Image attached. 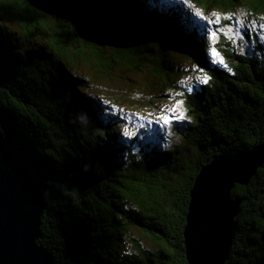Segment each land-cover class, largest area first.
Segmentation results:
<instances>
[{"label":"trees","instance_id":"obj_1","mask_svg":"<svg viewBox=\"0 0 264 264\" xmlns=\"http://www.w3.org/2000/svg\"><path fill=\"white\" fill-rule=\"evenodd\" d=\"M78 1L74 22L44 1L0 0V140L46 198L39 244L55 264H189L184 231L202 167L264 143V0H189L206 20L167 0ZM238 8L251 51L225 29ZM174 54L199 73L190 86ZM122 69L179 88L180 145L133 151L93 91ZM104 96L127 97L109 87ZM232 194L242 203L225 264H264V166Z\"/></svg>","mask_w":264,"mask_h":264},{"label":"water","instance_id":"obj_2","mask_svg":"<svg viewBox=\"0 0 264 264\" xmlns=\"http://www.w3.org/2000/svg\"><path fill=\"white\" fill-rule=\"evenodd\" d=\"M67 21L83 15L78 0H40ZM264 166V143L250 151L223 152L203 166L191 190L185 246L189 264H225L237 233L242 199L237 184L247 185ZM46 198L29 170L0 140V264H55L39 244Z\"/></svg>","mask_w":264,"mask_h":264},{"label":"rangeland","instance_id":"obj_3","mask_svg":"<svg viewBox=\"0 0 264 264\" xmlns=\"http://www.w3.org/2000/svg\"><path fill=\"white\" fill-rule=\"evenodd\" d=\"M168 2L177 3L182 14L195 15L202 19L207 17L209 12L203 6H197L191 3L189 0H167ZM244 11L238 8L235 18H232L234 26H227L225 29H230L232 32H242L241 21L243 19ZM215 16L210 17L211 21L215 22ZM206 20V19H203ZM224 28V27H223ZM244 32V31H243ZM242 32V33H243ZM121 33V32H119ZM245 37V35H244ZM20 39V38H19ZM237 39H239L237 37ZM240 48H245L248 51L253 50L250 41L239 39ZM152 45V43L150 42ZM214 49V48H212ZM217 52V51H215ZM173 62L180 67L181 73L179 74L178 81H182L185 85L189 84L200 77L199 73L195 70L194 65L188 63L187 60L182 59L176 54L172 56ZM83 75L88 73L85 70L79 71ZM89 82H95L92 77L88 74L86 76ZM100 84V83H98ZM109 87L113 92H124L126 93V99L117 103L115 100L109 98L105 99V89ZM179 88L174 89L168 85L160 84L158 79L151 75L150 70H130L122 69L117 70L115 75L108 81L100 84L99 87L94 88V93L102 99L107 106V113L117 117L119 122V128L121 132L129 140L130 144L134 145L133 151L138 152L142 150L147 143L159 145L162 148H173L174 146L180 145L183 142L182 134L176 130L186 131L187 114L183 103V98L178 93ZM159 94H165L160 96ZM132 95L137 100L130 104L128 97ZM177 101L182 103L177 104ZM151 102V103H150ZM136 103L135 107L134 104ZM134 106V107H133ZM175 108V114L180 112L184 113L185 118L183 120H171L170 123H164L162 116L172 117L174 115L172 109ZM106 112V111H105ZM126 156L123 157L125 159Z\"/></svg>","mask_w":264,"mask_h":264},{"label":"snow or ice","instance_id":"obj_4","mask_svg":"<svg viewBox=\"0 0 264 264\" xmlns=\"http://www.w3.org/2000/svg\"><path fill=\"white\" fill-rule=\"evenodd\" d=\"M202 19H206V18L202 17ZM212 23H213V21H211V20L208 21V25H209V26H211ZM215 23H216V24H219V18H217V19L215 20ZM241 23H242V22H241ZM217 31H223V30H222V29H217ZM212 35L215 36V35H216V32H213ZM234 36L238 37V38L241 39V40L244 39V34H243L242 32H234ZM215 51H216L215 49H212V52H213L214 54H215ZM211 63H213V64H216V63L223 64L224 62H223L222 60H221V61L212 60ZM198 70H199V71H204V69H198ZM229 71H231V69H229ZM203 83H207V79H206L205 81H203ZM187 91H188L189 93H191V92L193 91V88H192V87H188V88H187ZM180 103H182V101H177V104H180ZM105 111H109V109L106 108ZM172 111H173V113H174V115H173L172 117H169V116H167V115L161 117V119H163L164 123H166V124H167V123H170L171 120H173V119H176V120H183V119L185 118L183 112H180L179 114H175V108H173Z\"/></svg>","mask_w":264,"mask_h":264},{"label":"bare ground","instance_id":"obj_5","mask_svg":"<svg viewBox=\"0 0 264 264\" xmlns=\"http://www.w3.org/2000/svg\"><path fill=\"white\" fill-rule=\"evenodd\" d=\"M255 38V37H254ZM173 85V84H172ZM186 96V95H185ZM179 114V113H178ZM193 114V113H192ZM21 162V161H20ZM41 189V188H40Z\"/></svg>","mask_w":264,"mask_h":264}]
</instances>
